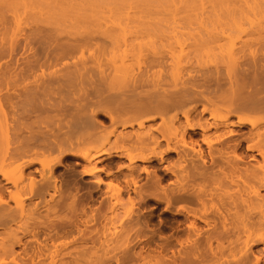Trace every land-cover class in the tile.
Returning a JSON list of instances; mask_svg holds the SVG:
<instances>
[{
  "label": "bare ground",
  "instance_id": "1",
  "mask_svg": "<svg viewBox=\"0 0 264 264\" xmlns=\"http://www.w3.org/2000/svg\"><path fill=\"white\" fill-rule=\"evenodd\" d=\"M75 1L12 2L24 16H44L68 30L55 49L26 57L24 66L13 65V71L9 66L2 76L12 90L0 93V109L5 105L8 111L0 110V264H264V0H180L185 9L177 8L179 0L172 9L158 0L164 8L159 12L103 11L98 1ZM30 29L25 44L45 30ZM150 35L164 41L176 63L166 81L171 89L146 77V68L168 61L163 48L151 51L145 72H134L137 40ZM13 42L7 54L17 51ZM106 44L113 47L104 55L111 72L102 56L83 58L87 46L103 51ZM185 44L211 56V63L224 64L226 75L219 76V63L206 76L182 75L185 55L177 51ZM58 62L63 64L58 71L31 76ZM114 81L126 83L129 94L117 93L118 99L127 96L120 100L107 95L111 103L104 99L102 107L99 93ZM87 86L100 107L85 95L87 102L69 98L74 107L54 98L72 88L89 95ZM100 117L112 124L105 134ZM109 143L113 146L104 148ZM134 149L138 153L131 155ZM68 159L89 179H60L57 169ZM155 162L162 166H151ZM113 166L125 184L111 194L102 187L101 173L114 177ZM142 173L145 186L138 184ZM132 193L138 205L126 207L128 199H136ZM152 202L150 209L141 208ZM159 205L164 217L155 226ZM117 219L126 226L115 227ZM70 244L74 251H66Z\"/></svg>",
  "mask_w": 264,
  "mask_h": 264
},
{
  "label": "rangeland",
  "instance_id": "2",
  "mask_svg": "<svg viewBox=\"0 0 264 264\" xmlns=\"http://www.w3.org/2000/svg\"><path fill=\"white\" fill-rule=\"evenodd\" d=\"M14 1V0H13ZM12 1V2H13ZM76 1H78V0H76ZM75 1V2H76ZM79 1H81V0H79ZM91 1H94V0H91ZM98 1V2H97ZM101 1V2H100ZM117 1V2H116ZM122 0H95V2H97L99 5L100 4H102L103 6H101L102 8H101V10L103 9V11L105 10V11H107V10H109V9H114V8H117L118 7V9H129V7H130V10H143V11H146V12H149V10H150V12L152 11V9L154 10V11H156V10H158V12H159V10H161V9H164L163 8V6H160L159 5V2H158V0H154V2H153V0H144V2H146L145 4H147L148 3V6L147 5H145L144 4V2H142L143 0H139V1H137V0H123V2H121ZM141 1V3H142V5H140L139 4V2ZM162 0H160V2H161ZM178 1V0H177ZM180 1V0H179ZM12 2H10L11 3V5H9V6H7V4L4 6H1V4H0V55H1V53H3L2 55H1V57H0V93L1 94H4V93H6V91H8L7 90V88L10 90L11 88H9L10 87V84H9V86L7 87V84L6 83H4V81H3V83L5 84H3L2 83V76L4 75V73L6 74V73H8V70H9V66H11V70L13 71L14 69H13V65H14V68H16V67H22V66H24V64L23 63H25L26 62V57H28L29 59H34V57H37L38 55H41V53L42 52H44L45 51V49H47L48 47H49V49L51 48V49H55V47H56V44L55 43H59L58 42V38H59V40L62 42L63 40H65L66 38H67V36L65 35V33L63 34V31L65 32V30H68V27H65L66 25H61V24H58V23H54V21L52 20V19H48V18H46V17H44V16H42V17H37V18H35V17H31L29 14H25L26 16H24L22 13V11H21V9H20V7H17L18 9H16V7H14V5L15 4H13ZM112 2V3H111ZM157 2V3H156ZM162 2H164V1H162ZM165 2H167V3H163V4H166L167 6V8H169V6H170V8L172 9V8H174L175 6L177 7V4L179 3H177L176 4V1L175 0H165ZM175 2V3H174ZM105 3V4H104ZM120 3H122V5H125V7H123V6H121V5H119ZM127 3V4H126ZM170 3H172V4H170ZM13 4V5H12ZM117 4V5H116ZM131 4V6H129ZM139 4V5H138ZM152 6H151V5ZM161 4V3H160ZM163 4H161V5H163ZM145 6V7H141V6ZM154 5V6H153ZM127 6V7H126ZM135 6V7H134ZM136 6H138V7H140V8H137ZM206 6H208V4H206ZM110 7V8H109ZM155 7V8H154ZM145 8V9H144ZM146 8H147V10H146ZM178 9H185L184 8V4L180 1V3H179V5H178V7H177ZM19 9H20V11H19ZM208 9H210L209 7H208ZM17 11V12H15V11ZM154 11H152V12H154ZM22 12V13H21ZM15 13H17V14H19L20 15V13H21V15H20V17L21 18H19V19H16L17 17H18V15H16ZM15 16H17V17H15ZM22 17H24V18H22ZM21 19V22H19L20 24H22V19H24L23 20V24L22 25H20L19 24V27H16V25H17V20H20ZM35 19V20H34ZM26 20V21H25ZM39 20H42L41 22L39 21ZM45 21V22H44ZM27 22V23H26ZM53 22V23H52ZM44 23V24H43ZM47 23H50V24H47ZM55 24V25H54ZM50 27H49V26ZM57 25H59L58 27H57ZM32 28H37V27H39V31H41L42 32V30H44L43 32V34L42 33H38L37 35L38 36H36V35H34V37H32L31 36V38H29V40L30 39H32L31 41L32 42H30L29 40H26V42L27 43H29V46H28V49H26V47L27 46H24V45H26L24 42H25V40L23 39V37H25L26 35H27V32L29 33L30 32V28L31 27ZM53 26V27H52ZM91 26V25H90ZM89 26V27H90ZM56 27H57V29H56ZM53 28V29H52ZM91 28H92V26H91ZM41 29V30H40ZM64 29V30H63ZM47 30V31H46ZM62 32V36H61V32ZM46 31V32H45ZM56 31H57V33H56ZM58 32H60L59 34H58ZM23 34V35H22ZM47 34V35H46ZM49 34V35H48ZM59 36H58V35ZM52 35V36H51ZM54 35V36H53ZM16 36H17V39H16ZM44 36V37H43ZM49 36V37H48ZM149 36V35H148ZM148 36H145V37H143V38H140L139 40H137V42L139 41H141V43H140V46L139 47H136L137 49L135 50V53L137 54V57L139 58V60H138V62H136V60H134V62H135V67H134V72L136 71L137 73H139V71L141 72V70L142 71H144V66H146V67H148L147 65H146V63H147V61L148 60H150L152 57V52L151 51H153V50H159V51H162L163 49L164 50H166L167 49V47L166 46H164L163 47V43H164V41H161L159 38H158V35H156L157 37H154V36H152V35H150V37H148ZM154 37V38H152V37ZM21 37V38H20ZM38 37V38H37ZM48 37V39L50 38L52 41H53V43H52V41H49L48 39H46ZM63 37V38H62ZM65 37V38H64ZM12 38V39H11ZM13 38H14V40H13ZM55 38V39H54ZM60 38H62V40L60 39ZM15 41V46L17 45V47H18V49L20 50L19 52H18V49H17V47H15L16 48V50L17 51H14L13 52V54L11 53H9V51H8V53L9 54H7L6 52L7 51H5L6 49L8 50L9 49V43L11 44V42L12 43H14L13 41ZM24 40V41H23ZM45 40H48V41H45ZM56 40V41H55ZM98 41H100V43L99 44H102L101 42H102V39H97ZM44 41V42H43ZM48 42H50V46H48L49 44H48ZM95 42H96V40H95ZM136 42V41H135ZM21 43H23V44H21ZM160 43V44H159ZM44 44V45H43ZM46 44H47V46H46ZM52 44V45H51ZM54 44H55V46H54ZM19 45V46H18ZM28 45V44H27ZM165 45V44H164ZM22 46H24V47H22ZM95 45H91V47L89 46H87L86 48H85V51L83 52V50H82V52L84 53V55L85 56H83V58H87L88 56L90 57L91 55V57L93 58V56L94 57H101L102 56V60H103V63H104V66H105V63H107L108 64V62H106L107 60L105 59V57L107 56V54L109 55L110 53H108V51L111 49L112 50V46L111 45H109V44H106V46L104 47V49H103V51H102V49L101 48H99V47H96L97 48V50L96 49H94L95 47H94ZM44 47V48H43ZM93 47V48H92ZM112 47V48H111ZM2 48V49H1ZM24 48V49H23ZM42 48V49H41ZM106 48V49H105ZM139 48H140V50H139ZM154 48V49H153ZM157 48V49H156ZM163 48V49H162ZM26 52H24L23 50ZM26 49V50H25ZM30 49V50H29ZM43 49H44V51H43ZM99 49V50H98ZM1 50H4L5 51V56H4V51H1ZM42 50V51H41ZM95 50V51H94ZM110 50V51H111ZM30 51V52H29ZM98 51V52H97ZM107 51V52H106ZM141 51V52H140ZM167 52H165L166 53V55H167V57H166V59L168 60V61H165L164 62V64H159V65H162V67L161 66H159L158 64H155V63H153V65L151 66L152 68H149L148 69V71H147V68L145 69V71H146V77L148 76L149 78L148 79H150V77H152L153 79H156V80H160V81H162V83H164V81H165V83L167 84H170V82H166L167 80L168 81H170L169 79H171V78H169L168 77V75H170V67L172 68L171 70H173L175 67H176V63H175V61H173L172 59H171V57H169V56H171V55H169V50H166ZM25 54H24V53ZM28 52V53H27ZM37 52V53H36ZM79 52H80V50H79ZM78 52V56L79 57H81L80 56V53ZM96 52H97V55H96ZM139 52H140V54H139ZM178 52H182V54H184L185 55V57H184V59H183V62L179 65L180 66V69H181V71H182V69H183V71H182V75L183 74H188V75H194V76H206V73L205 72H207L208 70L211 72V69L212 70H214L216 67H213L214 65H217L218 63V67H221L220 68V70H222V71H219L220 73H219V76H221V77H223L222 75H223V73H224V75H226V71H227V69H226V67H225V65L224 64H222L221 62H219V61H217V62H212L211 63V56H207L208 54H201V55H198L195 51H193V49L192 48H189L186 44L183 46V49H182V51L180 50V51H177V53ZM92 53V54H91ZM99 53H101V54H99ZM103 53V54H102ZM164 53V52H163ZM26 54H28V55H26ZM31 54H34V55H32L31 56ZM36 54H38L37 56H35ZM43 54V53H42ZM98 54H99V56H98ZM106 54V56H104ZM135 54V55H136ZM195 54H197L198 55V57H196V55ZM7 55H9V56H7ZM10 55H11V57H10ZM13 55V56H12ZM26 55V56H25ZM139 55V56H138ZM146 55V56H145ZM149 55H150V57H149ZM23 56V57H22ZM259 56H261V55H259ZM88 57V60H91L90 58ZM107 58V57H106ZM170 60H169V59ZM165 59V60H166ZM192 59V60H191ZM19 60V61H18ZM25 62H24V61ZM22 62V63H21ZM140 62V63H139ZM144 62H145V64H144ZM174 62V63H173ZM21 63V64H20ZM62 62H58L57 63V65L56 64H53V66H48V67H46V68H44V70L42 71V69H40V70H38L36 73H34V75L32 74L31 76H35L36 74L37 75H41V73H43L44 72V74L45 73H47V74H49V72L51 73V72H54V71H58V69H61V68H63V64H61ZM90 63V62H89ZM12 64V65H11ZM60 64V65H59ZM106 64V65H107ZM154 64H155V66H154ZM168 64V66H166ZM17 65V66H16ZM20 65V66H19ZM55 65V66H54ZM109 65V64H108ZM105 66L106 68L108 67V69H109V66ZM144 65V66H143ZM213 65V66H212ZM90 66V65H89ZM143 66V67H142ZM170 66V67H169ZM211 66L214 68H211ZM58 68V69H57ZM138 68V69H137ZM142 68V69H141ZM8 69V70H7ZM55 69V70H54ZM111 69V68H110ZM109 69V71L111 72V70ZM10 70V71H11ZM19 70V69H18ZM219 70V69H218ZM60 71V70H59ZM108 71V73H110ZM144 71V72H145ZM224 71V72H223ZM17 72V71H16ZM19 72V71H18ZM21 72V71H20ZM135 72V73H136ZM147 72H148V74H147ZM209 72V73H210ZM222 72V73H221ZM113 73V72H112ZM203 73H205L204 75H202ZM172 74V73H171ZM207 74H208V72H207ZM20 75H21V73H20ZM185 75V76H186ZM187 75V76H188ZM209 75H211V73L209 74ZM208 75V76H209ZM31 76H30V79H31ZM171 76V75H170ZM29 77V76H28ZM32 77V78H33ZM112 77V76H111ZM17 78V77H16ZM151 78V79H152ZM27 79V78H26ZM29 79V78H28ZM28 79L27 80H25V82H28ZM29 79V81H32L33 79H31L30 80ZM150 79V80H151ZM152 79V80H153ZM156 80H153V81H156ZM122 82H124V81H122ZM112 83V82H111ZM116 83V84H115ZM121 86H120V85ZM119 84H118V86H117V82L116 81H114L113 82V85H115L114 87H112L113 85H108V87L106 86L104 89H103V91L101 92V93H99L100 95H102V97L100 96V99L102 100V102L100 103V104H102L104 101H110L111 100V98H113V97H111V94L112 95H116V100H120L121 98H123V97H125L126 96V94H122V96L123 97H120V99H118L119 98V96H121V95H119L121 92L123 93V92H125V93H127V94H129L128 93V91H127V89H128V87H127V89H124L125 87H123V86H125V84L124 83H121V81H119ZM165 84V86H166V88L167 89H171L170 88V85H166ZM22 86V85H21ZM19 88V87H18ZM17 88V89H18ZM19 89H21V88H19ZM78 89V88H77ZM75 90L74 88H72V89H70V90H65V92H62V93H56V94H54V98H57V96H58V99H65V100H67L66 101V103L65 104H67V105H72V106H70V107H74V105L73 104H71L69 101H73L72 99H70L69 100V98H72L71 96H73L74 97V100H79L78 98L80 97L81 98V96L82 95H85L86 97H89V98H87V100L89 99L90 101H92V105L93 104H95V107H97L96 105H98L99 103H97L98 101H95L96 100V94H92V89L90 88V87H88L87 86V88H85L86 89V91H87V93L89 94V95H87L86 94V92L84 91V89H82V90ZM91 89V90H90ZM112 89H113V91H112ZM124 89V91H122ZM12 90V89H11ZM89 90H90V92L91 93H89ZM118 90V92H116ZM69 92V95H68V93L66 94V92ZM79 91H80V94H79ZM120 91V92H119ZM110 92V93H109ZM65 93V94H64ZM71 93V94H70ZM117 93H118V95H117ZM74 94V95H73ZM92 95V96H91ZM107 95H109L111 98H108V96ZM125 95V96H124ZM52 96H53V94H52ZM56 96V97H55ZM65 96V97H64ZM69 96V97H68ZM78 96V97H77ZM85 96H82L83 98H81V99H85V102H87L86 101V97ZM66 97H67V99H66ZM85 97V98H84ZM90 97H94V98H90ZM104 97V98H103ZM127 97V96H126ZM76 98V99H75ZM108 98V99H107ZM80 99V101H82ZM92 99V100H91ZM95 99V100H94ZM105 99V100H104ZM114 99V98H113ZM88 100V101H89ZM104 100V101H103ZM85 102H82V104L84 103L85 104ZM107 102H105L106 104H107ZM105 103H103L102 104V107H104V105H105ZM110 103H111V101H110ZM89 104H91L90 102H89ZM100 104L98 105L99 107H100ZM111 105V104H110ZM105 106H107V105H105ZM3 108L2 109H4V110H2V109H0V110H2V111H5V112H1V115H2V113H8V111H7V109H6V106L5 105H3L2 106ZM91 107V106H90ZM92 107H94V106H92ZM6 113V114H7ZM10 115V114H9ZM8 115H6V117H7ZM143 117V116H142ZM8 119H7V121L9 122V123H11V120H9L10 118H9V116L7 117ZM101 119H103V120H105L104 118H102V117H100ZM122 119H124L123 117H122ZM44 120V119H43ZM39 119L37 120V122H38V124H39ZM108 119H106L105 120V122H106V127H105V129H104V131H103V133L105 134L106 132H108V131H110L111 130V127H112V124L110 123V121H109V123H108ZM37 122H35L36 123V127H37ZM41 122H43V121H41ZM156 122H158V121H156ZM45 123V122H44ZM153 122H151L150 124H152ZM42 123H40V125H41ZM44 125V124H43ZM35 126V125H34ZM243 130H246V128H243ZM98 145H100L99 143L98 144H96L95 146H98ZM111 146H113V144L112 143H109V144H105L104 145V148H109V147H111ZM203 147L204 148H206V145L205 144H203ZM130 152V154L131 155H136L137 153H138V150H130L129 151ZM123 162L125 163V164H127L128 163V160L127 159H124L123 160ZM105 164V163H104ZM139 164H141V166H149V164L148 163H139ZM155 164V166H159V167H161L162 166V164H159V165H157L156 164V162L155 163H152L151 164V166L152 165H154ZM73 165H74V162H73V160H70V159H68L67 161H65V166H60V167H58V169H57V173H56V175H59V177H60V179L62 178V180H64V181H69L70 183H73L74 181H76V180H80L81 178L80 177H82L83 175H82V173H78V172H80L81 170L80 169H82V167H78V166H74L73 167ZM14 167V165H12L10 168H13ZM117 169V167H115V166H113V168H112V171L114 172V174H115V176L116 175H119V177H113V176H107V175H105V172H102L101 173V177H103V179H104V181H105V185H103L102 187H103V189H107L108 191H110L111 192V194H113V193H116V191H117V189H119V187L121 188L122 186H123V184H125V182L124 181H122L123 180V175H121L120 174V172H118V171H116V169ZM116 171V172H115ZM125 171H127L126 169H123V173L125 172ZM158 174H160V175H162L163 174V172L160 170V168L158 169ZM161 172V173H160ZM76 174V175H75ZM38 176V175H37ZM84 177V176H83ZM38 178H39V176H38ZM85 179H89V177H84ZM72 179V180H71ZM76 179V180H75ZM74 180V181H73ZM109 182V183H108ZM145 182L147 183V177H146V174L145 173H142L141 174V178L138 180V184L139 185H141V186H145L146 184H145ZM107 184V185H106ZM84 186H86L85 184H83ZM71 186V185H70ZM83 186V189L81 190V193L83 194V196H85L86 194H87V188H88V186H86L87 188H85ZM109 186V187H108ZM109 189H108V188ZM145 188V187H144ZM86 190V191H85ZM109 192V193H110ZM134 196V197H133ZM137 196H135V194H133L132 193V197H131V199L132 198H136ZM126 198V197H125ZM138 198V197H137ZM137 198L136 199H132V201H129V199H128V201L130 202H128L127 201V198H126V201H127V203H126V207H127V205L128 204H130V205H132V203L131 202H134L136 205H138V203L135 201V200H137ZM130 199V200H131ZM57 200V199H56ZM64 200H65V202H67V203H70L72 200L70 199V198H68V197H66V198H64ZM60 201V200H59ZM138 201H139V199H138ZM90 204V206H91V208H92V206L93 207H95L96 206V204L98 205L99 203L98 202H90L89 203ZM155 205V203L154 202H152L150 205H142V207L141 208H144V207H146L147 208V210L148 209H150L152 206H154ZM163 209V206L162 205H159V207L155 210V212H154V216H153V224L155 225V226H158L159 225V223H160V221H159V219L160 218H162V217H164V216H162V209ZM42 210V209H41ZM123 210V209H122ZM43 213H45V211H42ZM60 212H62V210H60ZM60 212H58V214L60 213ZM121 212V211H120ZM122 213V212H121ZM120 213V214H121ZM62 214H68L69 215V212L68 211H66V210H64V212L62 213ZM123 214V213H122ZM119 220H121V219H117L116 220V223H115V227H117L118 229H121V228H123V227H125L126 226V224H123L122 225V227H121V222L119 221ZM159 222V223H158ZM71 245V244H70ZM259 247H261V246H259ZM259 247H257V248H255V249H258ZM61 248L58 246L57 248H55V247H53V248H51L50 249V251H49V253H51V254H55L56 252H58L59 250H60ZM74 249H75V245H71V246H69L68 247V249L66 250V251H74ZM50 254V255H51Z\"/></svg>",
  "mask_w": 264,
  "mask_h": 264
}]
</instances>
